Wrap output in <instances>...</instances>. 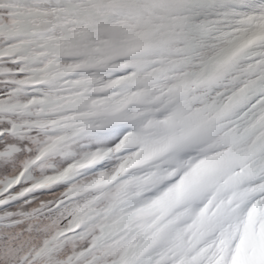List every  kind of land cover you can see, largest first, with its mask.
I'll return each mask as SVG.
<instances>
[{
    "label": "snow or ice",
    "instance_id": "snow-or-ice-1",
    "mask_svg": "<svg viewBox=\"0 0 264 264\" xmlns=\"http://www.w3.org/2000/svg\"><path fill=\"white\" fill-rule=\"evenodd\" d=\"M0 264H264V0H0Z\"/></svg>",
    "mask_w": 264,
    "mask_h": 264
}]
</instances>
